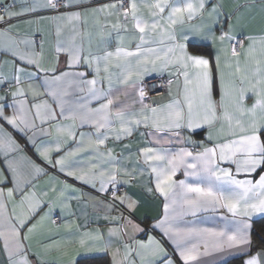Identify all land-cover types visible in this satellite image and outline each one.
I'll return each instance as SVG.
<instances>
[{"label":"snow or ice","instance_id":"1","mask_svg":"<svg viewBox=\"0 0 264 264\" xmlns=\"http://www.w3.org/2000/svg\"><path fill=\"white\" fill-rule=\"evenodd\" d=\"M210 2L108 0L91 9L92 27L100 36L95 46L88 20L80 12H63L51 19L64 26L72 24L73 34L66 42L57 39L50 56L43 43L37 46L33 33L17 31L11 21L38 8H68L73 0H31L21 11L8 6L0 9V54L11 57L0 62V67L11 64L10 75L0 71V88L5 90L0 101L12 97L11 104L0 103V154L12 173V187L6 189L11 211L4 202L5 189L0 188V226L7 228L0 231V238L5 251L9 250V238L15 244L19 259L12 264H30L22 254L29 246L26 241L44 235L40 229L55 208L61 212L70 208L69 192L84 193L66 180L59 181L58 186L55 175L39 187L35 181L48 172L34 161H29L30 173L18 174L9 157L20 145L5 124L20 132L31 131L28 140L33 144L37 136L51 134L44 125H54L57 138L42 140L36 146L42 161L99 194L107 197L111 193L106 200L92 197L96 206L111 211L120 205L128 212L127 216L123 212L103 216L107 223L118 225L107 229V238L100 228L80 231L74 220L65 223L66 235L76 237L74 242L80 249L111 250V264H176L173 255L183 264H193L198 257L208 255L209 249L233 250L246 257L241 264H264V246L252 253V234L256 231L252 217L264 214V3L245 0L224 13L223 3L217 0L209 9ZM222 15L225 20H221ZM74 21L80 22V30ZM254 24L261 27L246 36L247 43L233 35L234 29L243 32ZM62 31L63 26L57 23L55 35L59 37ZM113 33L114 49L106 39ZM204 41L219 43L217 53H224L223 63L220 54L214 60L211 53L204 54ZM225 42L227 48L223 47ZM157 71L169 74L168 84L175 83L176 91L165 102L145 103L144 76ZM73 94L74 99H67ZM93 102L97 106L93 107ZM6 107L12 109L11 114L5 113ZM65 120L70 123H63ZM85 124L95 131L80 132L77 141L75 128ZM141 127L145 129L141 136L149 139L136 148L133 163H121L125 151L131 156V147L124 145L113 155L106 142L110 137L122 142ZM201 127L208 129L207 136L193 141L191 133ZM184 132L190 134L185 136ZM69 140L76 147L60 154ZM49 143L55 147L45 146ZM53 151L57 153L54 161ZM143 168L153 178L152 186L144 190L163 199L162 215L150 228L141 227L131 216L139 201L128 193L117 195V185L121 181L134 183V177L143 175ZM181 170L185 179H175ZM7 182L0 172V183ZM221 209L230 214L223 218V228L178 226L188 214ZM156 229L172 242V253L149 234ZM137 233L145 234L147 240L136 239ZM259 234L264 245V222L259 224ZM191 239L202 242L204 251H200L199 243L189 246ZM67 264H75L74 257H69Z\"/></svg>","mask_w":264,"mask_h":264},{"label":"crops","instance_id":"2","mask_svg":"<svg viewBox=\"0 0 264 264\" xmlns=\"http://www.w3.org/2000/svg\"><path fill=\"white\" fill-rule=\"evenodd\" d=\"M1 3H3L5 6L10 7L14 11H21L22 9L29 7L31 4V0H0ZM108 0H73V3L68 8H63L60 11H54L49 8H38L36 12L34 13H25L24 15L14 18L11 23L16 26V30L28 34L33 33L34 35L32 38L36 41L37 46H39L40 43L44 44L46 55H51V49L55 46V43L57 39L61 41H68V39L72 36V24H68L66 26L63 25V22H54L51 18L54 16H58L63 12H80L81 16L86 18L88 20V31L92 33L91 36V42L93 46H95L100 36L97 34V32L92 27V18H91V9L95 7H99L100 4L106 3ZM219 2L224 4V13H227L233 9V7L237 4H242L245 2V0H219ZM217 0H211V2L207 5V7L210 9L213 4H216ZM264 3V0H257V4ZM86 14V15H85ZM225 16H221V20H225ZM61 23L63 26L62 34L57 37L55 35L56 31V24ZM77 28V30H80L82 28V25L79 21L73 22ZM216 27H219L217 25ZM261 25L254 24L250 26H246L241 32L239 28H236L233 30V35L236 37L242 36L244 38V43H247L246 36L251 35L257 31H259ZM107 31V29H105ZM219 34V33H217ZM39 37V38H38ZM80 37H77V43H80ZM106 39L109 40V47L113 48L116 45V36L113 33L110 37H106ZM194 39L199 40V37H195ZM83 42L85 47L88 45V37L85 36L83 38ZM206 47L203 49L204 54L208 55V53H211L210 59L214 60L215 55L220 54L221 55V62L224 61V53L219 52L217 53V49H219L221 46L219 43L210 44L207 41L203 42ZM127 46V45H126ZM224 48L228 47L227 42H225ZM65 57L61 56V62L63 63ZM4 60H11V57L8 55L0 54V62ZM83 70V69H80ZM0 71H2L5 75H10L11 73V64L3 65L0 67ZM165 75L170 79V76L167 72H161L157 71L155 73H149L144 76L143 80V86L145 88V91L147 93V99L145 100V103H148V101L151 102H165L170 94H174L176 91V85L175 83H172L171 86L167 84V87L161 91L158 92H150L146 86L145 81L148 78L158 76V75ZM91 78V76H89ZM39 83V82H37ZM105 87L107 85L105 84ZM42 90V89H41ZM5 95V90L3 88H0V96ZM76 94H73V96L68 97L67 99L72 100L75 98ZM121 100L124 99V97L121 95ZM12 97L10 95L7 96V99L5 101H0V103H7L11 104ZM93 107L97 106L95 102H93ZM55 108L56 105H53ZM57 111L59 109L57 108ZM6 114H11L12 109L6 107L5 108ZM63 123H70V121H62ZM45 128H48L51 132L50 135L47 136H37L35 138V144L33 142L28 140V137L32 135V132L29 131L27 133L20 132L18 129L13 128L12 126H9L5 124V128L8 132L12 134L13 139L20 145V149L14 150L9 157L10 162L12 163V166L17 169L18 174L23 175L31 172V163L29 161H34L36 164H40L42 167H45L48 175H41L38 181H35L39 187H42L46 185L49 182V177L55 175L58 179L56 181L57 185L59 186V181L66 180L68 184L72 185L73 188L76 189H82L84 195H81V193H71L69 192V204L70 208L65 211L61 212L60 208L57 207L53 210L52 215L48 220H46L43 224V227L40 229L41 232H43V236L40 237H33L29 241H26V244L29 245L26 248V254L27 259L30 262V264H67V261L69 257H74L75 264H83L80 260L85 258H92V257H98V256H105L106 257V264H111L112 261V255L111 250L108 252L100 251V250H84L80 249L78 244L74 241L77 239L76 237L69 238L66 235V232L68 231L63 227V225L67 222L75 221L76 224L80 226V231H87L94 228H100L103 230L105 238H107V229L110 227L118 226V225H112L107 223L104 219V215H110L115 216L118 215L120 212H123L125 216L128 215V212L124 211V208L120 205H117V207L111 211H108L105 209L104 206H96L95 202L92 197H97L101 200H106L109 198V196H105L103 194H99L97 189H93L90 185L84 184L83 182L76 180L74 177H67L64 174L59 173L57 168H54L51 164H46L42 159L39 157L36 146H39L41 144L42 140H47L49 142L54 141L56 137V133L54 131V125H44ZM75 131L77 133L76 140L79 141V133H92L95 131L94 127L91 125H83V126H77L75 128ZM145 129L141 127L138 132H135L131 138L124 139L122 142H114L113 139L110 137L109 140L106 142L107 147L113 149V155H117L121 152L124 145H129L131 147V156L130 153L125 151L124 157L121 158V163H133L136 160V148L138 146H144L146 141L149 139L147 135L141 136V133H144ZM189 132H184L183 135L188 136ZM208 134V129L206 127H201L196 129L193 133H191V139L193 141H202L205 139V137ZM94 138V137H93ZM45 146L55 147L54 144L49 143ZM154 146V145H153ZM76 147V144L69 140L65 145H63V150L60 154H63L64 151H67L70 148ZM52 159L53 161L57 158V153L55 151L52 152ZM130 156V159H125ZM141 164H142V158H141ZM136 167H139V165H135ZM0 172L3 173L4 178L7 179V183H0V188L5 189V197L4 202L8 205L9 211H11L12 202L8 201L6 198V189L9 187H12V173L8 171L7 165L5 164V157L3 154H0ZM243 178V177H240ZM258 178V177H257ZM134 183L126 185L122 181L120 184L117 185L119 191L117 192V195H124L125 193H128L132 196L133 199H136L139 201V205L136 207L135 211L131 213L132 218L135 220L136 223L140 224L141 227H147L150 228L152 226L157 218L161 217L162 211H163V199L155 193H148L144 189L146 187L152 186V180L153 178L150 177L148 169L143 168V175L134 177ZM175 179H185L183 175V171H179L175 177ZM189 182H193V178H189ZM98 183V182H97ZM77 197H80L77 199ZM15 201L19 200V196L15 195L14 197ZM85 201L87 202L85 204ZM20 209L17 208V212H19ZM69 212L75 213V215H69ZM56 214H59L61 217V222L53 224V218ZM97 215L100 216V219H97ZM230 214L227 213L226 210L221 209L218 211H198L195 216H192L191 214H188L182 218L183 222L179 223L178 226L180 227H186V226H192V224H195L197 227H210V228H223L225 226V219L226 217H229ZM264 217V214H254L252 217L253 221V227H254V221ZM35 222V221H33ZM230 227V226H229ZM0 231H7L6 226H0ZM24 231H27V228L24 229ZM150 235L155 236L157 239L161 240V243L163 244V247L168 253L173 252L174 245L172 242L162 236L161 230L156 229L155 231H149ZM47 237H51L48 239ZM136 239H142L147 240V236L143 233H137L135 236ZM192 243H199L200 251L203 252V243L198 242L196 239H191L189 241V246ZM51 247H47V246ZM252 246H253V234H252ZM8 251H5L4 248V240L3 238H0V264H12L13 261L18 260L19 256H17L15 244L12 241L11 238H9L8 241ZM67 253V254H66ZM255 254V252H253ZM11 256V260H10ZM135 258V257H134ZM176 264H183L182 261H180L176 255H173L171 257ZM240 258L239 262L237 264H241V261L243 259H246V257L240 256L233 250H228L225 252H219V251H213L212 249H209L208 255H202L198 257V260L196 262H193V264H208L209 261L215 260L217 264H228L232 260H236ZM103 264V261H102ZM236 264V262L234 263Z\"/></svg>","mask_w":264,"mask_h":264},{"label":"built area","instance_id":"3","mask_svg":"<svg viewBox=\"0 0 264 264\" xmlns=\"http://www.w3.org/2000/svg\"><path fill=\"white\" fill-rule=\"evenodd\" d=\"M4 6L5 5L0 2V9H2ZM63 8L64 7L61 5L58 11L62 10ZM237 39H239L242 42H244V38L242 36H238ZM168 80H169V78L166 77L163 74L162 75H158V76H154V77L146 79L145 86L150 92H158V91H161V90H163V89H165L167 87ZM148 103H151V101H148ZM107 196L110 197L111 193L109 192L107 194ZM53 220H55L56 223H60L61 222L60 215L56 214L54 216Z\"/></svg>","mask_w":264,"mask_h":264},{"label":"trees","instance_id":"4","mask_svg":"<svg viewBox=\"0 0 264 264\" xmlns=\"http://www.w3.org/2000/svg\"><path fill=\"white\" fill-rule=\"evenodd\" d=\"M261 222H264V217H261L257 220L254 221V228L256 229V231L253 233V246H252V253L256 252L260 249V247L264 246L262 245V237L259 234V224ZM240 258L236 259V260H232L231 262H229L228 264H234L236 262V264L239 262ZM83 264H106V257L105 256H98V257H92V258H85L80 260Z\"/></svg>","mask_w":264,"mask_h":264}]
</instances>
